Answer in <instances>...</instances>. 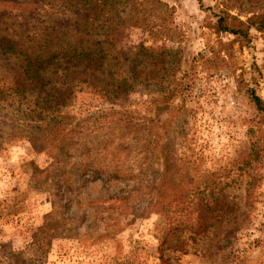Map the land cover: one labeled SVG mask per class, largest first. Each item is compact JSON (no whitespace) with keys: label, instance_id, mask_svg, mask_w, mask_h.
<instances>
[{"label":"rangeland","instance_id":"rangeland-1","mask_svg":"<svg viewBox=\"0 0 264 264\" xmlns=\"http://www.w3.org/2000/svg\"><path fill=\"white\" fill-rule=\"evenodd\" d=\"M222 10L246 20L264 0H124L95 20L88 3L0 0V264H264V120L248 96L264 100V31L241 46L216 31ZM39 40L45 55L93 46L95 68L70 64L69 80L137 79L76 90L50 134L7 46ZM212 191L219 205L196 224Z\"/></svg>","mask_w":264,"mask_h":264},{"label":"trees","instance_id":"trees-1","mask_svg":"<svg viewBox=\"0 0 264 264\" xmlns=\"http://www.w3.org/2000/svg\"><path fill=\"white\" fill-rule=\"evenodd\" d=\"M34 5L35 10L43 9L45 11L54 9L56 12H65L72 10L77 6H81L88 3V9L91 10L90 17L95 20V15L99 12L100 18H104L108 14L114 11V7L117 3L124 0H29ZM157 2L159 0H156ZM96 3V4H95ZM98 16V15H97ZM217 22L215 24L216 31L218 33H230L236 37L241 46H248L252 41L251 30L256 29L258 31H264V12H256L251 16L247 17L246 20L232 15L226 10H222L220 14H217ZM99 17V16H98ZM95 29V26H92ZM82 42V41H80ZM6 45V44H5ZM82 44H60L55 48H52L51 53L45 55L49 43L43 42L42 40L33 42L32 46L20 48H13L11 44L7 46L12 48V51H16L22 59V70L19 74L22 77V82L31 79L30 83H24V93L32 94L35 99V107H29L31 113L36 116H40L45 113L46 118L49 119L45 130L49 129L50 134L56 133L59 128L58 125L63 123V119L66 117L64 113V107L76 90L82 91L84 88H93L95 90L105 91L106 93L116 95L131 89L133 87L132 80L137 79L133 74L124 73L118 75H111L110 85L106 87L98 86L91 82L88 78H81L79 80H69V75L66 74V70L70 64H86L89 67L95 68L97 63V56L95 55V49L93 46L86 47L81 46ZM14 49V50H13ZM6 52V50L2 51ZM15 53V52H14ZM34 55V57H33ZM41 55V56H39ZM45 72H41V70ZM18 76V77H19ZM19 79L15 82L8 84L10 95H14L17 92V86L20 85ZM18 84V85H17ZM30 85V86H29ZM3 87V86H2ZM3 91H1L2 93ZM27 95V94H26ZM248 96L250 101L254 104L256 110L264 120V100L255 89L250 88L248 90ZM28 97V96H26ZM42 101V102H41ZM49 134V135H50ZM49 137L48 134L45 135ZM38 138H35L37 140ZM64 141V138L62 139ZM52 139H48L54 149L61 146L60 143L55 144ZM34 142V139H33ZM85 170V169H83ZM81 174H83L81 172ZM91 175L98 178H103L104 181L109 182L113 179L125 178L118 171L100 170L95 169L91 171ZM210 198L213 197L212 204L209 200H201L196 204L199 209L198 217L196 218V224H199L200 217L207 213H213L219 205L220 192L214 194V191L209 194ZM207 199H209L207 197ZM172 203V202H171ZM171 203H169L171 205ZM175 222L174 229L180 228L182 223ZM194 224L191 225L193 227Z\"/></svg>","mask_w":264,"mask_h":264}]
</instances>
